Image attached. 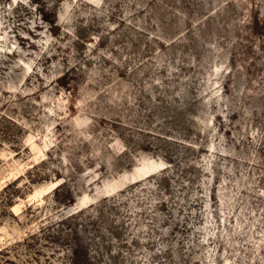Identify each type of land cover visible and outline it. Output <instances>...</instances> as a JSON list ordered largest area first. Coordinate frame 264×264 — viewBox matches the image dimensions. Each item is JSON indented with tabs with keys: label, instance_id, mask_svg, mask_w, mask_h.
<instances>
[{
	"label": "rangeland",
	"instance_id": "1",
	"mask_svg": "<svg viewBox=\"0 0 264 264\" xmlns=\"http://www.w3.org/2000/svg\"><path fill=\"white\" fill-rule=\"evenodd\" d=\"M0 264H264V0H0Z\"/></svg>",
	"mask_w": 264,
	"mask_h": 264
}]
</instances>
